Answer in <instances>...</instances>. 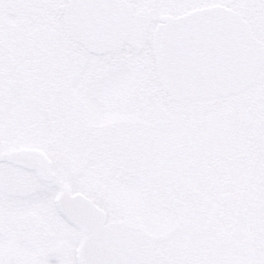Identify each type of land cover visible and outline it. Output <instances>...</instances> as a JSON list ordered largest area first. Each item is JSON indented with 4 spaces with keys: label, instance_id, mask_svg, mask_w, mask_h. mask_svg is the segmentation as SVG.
Masks as SVG:
<instances>
[{
    "label": "snow or ice",
    "instance_id": "6c2138e0",
    "mask_svg": "<svg viewBox=\"0 0 264 264\" xmlns=\"http://www.w3.org/2000/svg\"><path fill=\"white\" fill-rule=\"evenodd\" d=\"M0 264H264V0H0Z\"/></svg>",
    "mask_w": 264,
    "mask_h": 264
}]
</instances>
